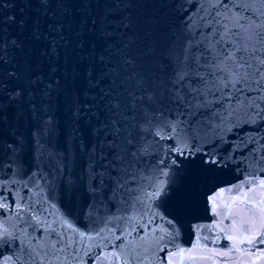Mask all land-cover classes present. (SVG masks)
Masks as SVG:
<instances>
[{
    "label": "water",
    "instance_id": "95a60500",
    "mask_svg": "<svg viewBox=\"0 0 264 264\" xmlns=\"http://www.w3.org/2000/svg\"><path fill=\"white\" fill-rule=\"evenodd\" d=\"M68 2L75 6L73 15L65 21V39L73 42L72 48L81 38L77 34L85 19L86 27H94L92 20L97 23L95 31L84 34L86 44L81 51L94 50L96 55H100L107 47L100 32L112 36L108 41L112 45L108 57L111 60L108 79L115 80L119 85L112 101L119 103V108L110 115L105 104L99 103L98 93L107 87V83L85 95L82 82L73 81L70 72L65 76V68L78 63L72 48L62 47L58 61L54 56L51 60L41 57L40 53L51 47L52 37L48 40L42 37L40 41L31 37L34 21L43 16V9L38 7L39 0H0V40L7 37L24 41L26 51L32 57L31 68L27 70L25 61L19 57L6 68L0 67V80L7 79L6 71H16L23 79L14 81V84L19 83L25 89L23 95L15 99L9 95L10 89L9 92L0 89V203L9 205L8 208H0V225L11 233L10 236L0 237V261L11 257L10 264H32L33 259L36 264H122L110 253H122L134 245H142L137 252L143 264H168L170 252L179 248L191 249L198 242L208 249L226 250L230 242L215 227L220 217L212 212L208 196L220 188L264 179V163H258L264 158V114L257 118L254 111L246 110L238 102L226 98L222 103L214 104L213 101L220 100L221 96L211 94L215 91L211 83L203 85L194 82L191 85L193 88L200 87L204 91L207 87L211 90L206 96L208 103L193 115L180 108L184 112L181 119H190L197 147L211 152L219 166L206 164L204 161L208 157L204 151L195 157H180L181 166L175 169L176 183L167 197L150 202L151 207H148L149 202L139 203L130 194L140 186V176L130 177L110 163L112 156L106 146L102 152L107 158L100 159L99 144L104 136L103 133L99 137L92 134L99 126L96 117L89 119L83 113L81 118L74 115L79 99L91 104L92 113H98L101 123L112 118L119 121L121 135L118 143L122 144L129 134L138 144L145 140L149 143L158 141L159 137L141 133L136 127L144 119L143 105L138 103L133 109V97L128 93L139 96L142 92L139 86L141 80L144 81L143 87L150 89H155L162 82L167 83L176 58L182 55L190 39L203 41L199 49L193 47L192 50V55H200L213 32L223 31L215 23L216 12L223 13V9L217 0ZM226 2L229 11H237V5L249 0ZM4 4L11 6L4 7ZM239 12L244 14L242 8ZM8 17H15V22ZM22 20L27 21L26 27H21ZM125 23L129 24L127 29L124 28ZM188 23L190 28L186 27ZM42 31L46 32V29ZM215 38L219 39L218 36ZM149 49L153 51L150 53ZM208 59L205 55L200 63L204 64ZM126 60H133L134 63L126 64ZM50 65L58 67L52 80L59 79L60 85H54L49 94L42 89L49 83ZM29 71L43 75V84L29 85ZM223 95L227 96L226 93ZM168 108L173 109L169 118H175L176 105L165 104V111ZM159 143L161 146L172 145L173 141ZM92 145H97L95 156L91 152ZM150 151L154 155L145 156L138 164H132L129 172L137 168L141 172L151 169L150 162L165 156L163 147L157 150L153 146ZM167 155L170 161L175 154ZM60 158L63 159V172L59 170ZM93 166L96 173H100L95 177ZM43 177L52 183L48 184ZM118 177L126 183L113 196ZM69 181L72 182L71 187L68 186ZM147 183L145 177V188ZM93 187L97 189L95 194L92 193ZM233 195L236 191L225 192L224 199ZM17 204L24 206L19 214ZM90 205L95 207L90 208ZM33 216L39 222L32 219ZM65 220L73 228L93 237L90 249L79 243L78 234L67 227ZM229 223V220H224V224ZM49 224L51 228L47 227ZM122 233V238L116 239ZM161 235L164 239L156 243ZM217 236L219 240L214 244L212 241ZM68 238L73 240L71 247L66 246ZM53 243H56L55 248ZM121 245L124 247L121 248ZM242 247L252 253L245 259L264 264V258L259 257L264 245L254 243L251 247ZM236 255L233 253L230 257L215 259L224 264L226 260L235 259Z\"/></svg>",
    "mask_w": 264,
    "mask_h": 264
},
{
    "label": "snow or ice",
    "instance_id": "6c2138e0",
    "mask_svg": "<svg viewBox=\"0 0 264 264\" xmlns=\"http://www.w3.org/2000/svg\"><path fill=\"white\" fill-rule=\"evenodd\" d=\"M217 4L223 9V13L216 12L217 19L215 23L221 26L223 31L213 32L212 38L204 45V51L198 56L192 55L193 47L199 49L203 41L190 39L182 55L176 58L173 72L168 77L167 83L162 82L155 89H150L144 88V81L141 80L139 83L142 88L141 94L135 96L131 92L128 93L130 97H133V109L137 107L138 103L143 105L141 111L144 119L137 123L136 127L140 129L141 133H151L153 137H159L158 141L149 143L145 140L144 143L138 144L129 134L122 144L118 143L121 135L119 121L112 118L101 123L98 113H92L91 104L81 102L79 99L76 101L74 115L77 118H81V113H83L89 119L95 116L99 126L92 131V134L99 137L103 133V142L99 144L101 148L100 159L104 160L107 158L102 152L106 146L109 149V155L112 156L110 163L120 168L121 171L130 177L140 176V186L130 194L134 195L139 203L149 202L148 207H151L150 202L169 195L170 189L176 183L175 169H178L182 163L179 158L195 157L197 153L204 151L203 147H197L190 119H181L184 116V112H181L180 108H184L185 112L193 115L200 110L202 105L208 103L206 96L211 90L207 87H205L204 91H201L200 87L193 88L191 85L194 82L203 85L211 83L215 89L211 94L221 96L220 100L213 101L214 104L222 103L226 98L231 102H238L246 110L254 111L257 118H261L262 114H264V0H249L248 3L237 5V11H229L226 0H217ZM10 6L4 4V7ZM38 7L43 9V16L34 21L31 37L35 41H40L42 37L44 40H48L51 36V47L45 48L40 55L41 57H47L49 60L54 56L58 61L62 47L64 49L72 48L73 42L65 39V21L69 16L73 15L75 6L68 0H39ZM240 8L243 9V15L239 12ZM7 19L15 22V17H8ZM96 23V20H92L94 27H86L87 20L83 21L80 32L77 34L81 38L75 43V47L72 48L76 52L78 63L74 67L65 68V76L70 72L73 81L82 82L85 85V95L101 89V85L107 83V87L101 89L98 96L99 103L105 104V109L111 115L119 108V103L114 104L112 102L114 93L119 85L116 84L115 80L109 81L108 79L111 75V60L108 57L112 52V45L108 44V41L112 39V36L103 31L100 32L101 39L107 45L100 55H96L94 50L81 51L86 44L85 39H83L84 34L95 31ZM229 24H231V27ZM20 25L21 27H26L27 21L22 20ZM128 27L129 24L125 23L124 28L127 29ZM186 27L190 28L191 24H186ZM42 29H46V32L42 31ZM217 36L219 39L215 38ZM152 51L149 49L150 53ZM205 55L209 59L206 63L201 64L200 61L204 59ZM17 57L25 61L26 70L31 68V53L26 51L24 41L16 38L8 39L7 37L0 40V67L6 68V66L13 64ZM125 63L131 64L134 61L126 60ZM49 67L51 73L49 83L44 85L42 90H46L50 94L54 85H60V80H52V75L57 73L58 67L51 65ZM202 69L205 71H202ZM5 75L7 79L0 80V89L5 92H9L10 89L9 95L13 99L22 96L25 89L19 83L14 84V81H20L23 77L17 75L16 71H6ZM27 75L29 77V85L39 86L43 84V75H38L31 71L27 72ZM209 77H212L211 81ZM225 93L227 96L223 95ZM189 97H191V100H189ZM165 104L176 105L175 111L177 114L175 118H169L173 109L168 108L165 111ZM164 140L173 141V144L161 146L159 141ZM153 146L157 150L163 147L165 156L155 162H150L152 163L151 169L146 168L141 172L137 168L129 172L132 164H138L145 156L154 155L150 151ZM96 147L97 145L91 146L93 156L96 155ZM168 153L175 154L170 161ZM204 155L208 157L204 161L206 164L219 166L218 160L211 152L204 151ZM258 163H264V158H261ZM63 168V159L60 158L59 170L63 172ZM92 172L94 177L100 174L96 173L94 166L92 167ZM145 177L148 180L146 188L150 190H146L143 186ZM43 179L48 184L52 183L47 180V177H43ZM124 183L126 181H122L119 177L117 178V188L113 192V196L120 191ZM71 185L72 182L69 181L68 186L71 187ZM36 186L39 187V184ZM237 189L239 190L237 191ZM233 191H236V195L224 199L225 192ZM96 192L97 189L93 187L92 193L95 194ZM208 201L211 203L212 212L220 217L215 227L219 233H223L224 239L230 242V247L226 250L218 251L216 249H208L206 246H200L198 242L191 249L179 248L174 252H170L168 264H209V262L210 264H219L215 257H230L233 253L237 254L236 258L226 260L224 264H256L254 259H245V257H251L252 253L242 246L248 245L251 247L254 243L264 245V179H259L258 181L254 179L248 180L227 189L220 188L218 192L208 196ZM8 207L7 203H0V208ZM94 207L95 205H90V208ZM16 208L19 214L24 206L17 204ZM32 219L39 222L35 216ZM224 220H229L230 223L224 224ZM64 223L73 233L78 234L79 243L84 245L85 249H90L93 237L73 228L66 220ZM168 223L171 224L172 221H168ZM47 227L51 228L52 225L49 224ZM10 235L9 230L0 225V237ZM122 236L123 233L116 239L120 240ZM61 239H64L63 235H61ZM163 239L164 236L161 235L156 243ZM218 240L219 236L213 239L212 242L215 244ZM86 241L87 243H85ZM72 245L73 240L68 238L66 246L71 247ZM52 247L55 248L56 243H53ZM123 247L124 245H121V248ZM141 247L143 246L134 245L126 252H112L110 255L117 262L122 261V264H133V261H136V264H143L137 252V248ZM143 251L146 252L147 248H143ZM33 252H35L34 249ZM35 254L39 255V253ZM259 257L264 258V251L259 252ZM10 261L11 257H6L3 261H0V264H10ZM32 264H36L35 259L32 260Z\"/></svg>",
    "mask_w": 264,
    "mask_h": 264
}]
</instances>
